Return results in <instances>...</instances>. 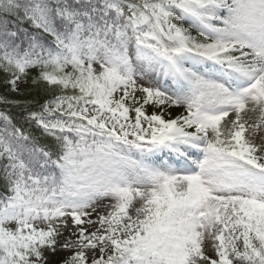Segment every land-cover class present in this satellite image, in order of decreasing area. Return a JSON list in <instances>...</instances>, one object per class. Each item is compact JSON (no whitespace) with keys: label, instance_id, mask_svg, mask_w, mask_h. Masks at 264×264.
<instances>
[{"label":"snow or ice","instance_id":"6c2138e0","mask_svg":"<svg viewBox=\"0 0 264 264\" xmlns=\"http://www.w3.org/2000/svg\"><path fill=\"white\" fill-rule=\"evenodd\" d=\"M0 74V264H264V0H0Z\"/></svg>","mask_w":264,"mask_h":264},{"label":"trees","instance_id":"16d2710c","mask_svg":"<svg viewBox=\"0 0 264 264\" xmlns=\"http://www.w3.org/2000/svg\"><path fill=\"white\" fill-rule=\"evenodd\" d=\"M3 75L0 74V95H8L9 99H29L32 96H35L36 93L31 89L30 85H22V94L18 95L16 93H11L2 83ZM51 96H44L43 94L40 95V100L43 102L44 99H50ZM5 106L0 105V110H3ZM13 112L16 110L13 109Z\"/></svg>","mask_w":264,"mask_h":264},{"label":"rangeland","instance_id":"374dc122","mask_svg":"<svg viewBox=\"0 0 264 264\" xmlns=\"http://www.w3.org/2000/svg\"><path fill=\"white\" fill-rule=\"evenodd\" d=\"M21 90H22V85H21ZM151 110H152V109L149 108V111H151ZM182 111H183V109H176V110H174V111H173V116L179 114V113L182 112ZM54 259H55V260H59L60 257L57 256V257H55Z\"/></svg>","mask_w":264,"mask_h":264}]
</instances>
